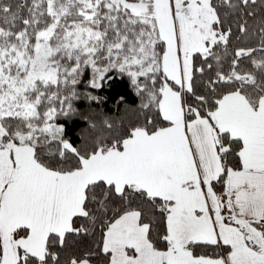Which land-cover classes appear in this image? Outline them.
<instances>
[{
  "label": "snow or ice",
  "instance_id": "6c2138e0",
  "mask_svg": "<svg viewBox=\"0 0 264 264\" xmlns=\"http://www.w3.org/2000/svg\"><path fill=\"white\" fill-rule=\"evenodd\" d=\"M0 264H264V0H0Z\"/></svg>",
  "mask_w": 264,
  "mask_h": 264
},
{
  "label": "trees",
  "instance_id": "16d2710c",
  "mask_svg": "<svg viewBox=\"0 0 264 264\" xmlns=\"http://www.w3.org/2000/svg\"><path fill=\"white\" fill-rule=\"evenodd\" d=\"M110 93H112V88H107L105 89V92L103 93L104 95H109ZM107 109H112L113 108V104L112 101L109 99L106 105Z\"/></svg>",
  "mask_w": 264,
  "mask_h": 264
}]
</instances>
